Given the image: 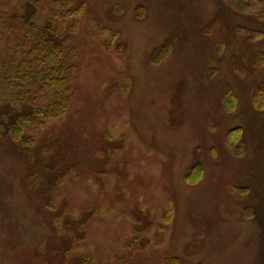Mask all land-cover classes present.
Segmentation results:
<instances>
[{"label": "rangeland", "instance_id": "374dc122", "mask_svg": "<svg viewBox=\"0 0 264 264\" xmlns=\"http://www.w3.org/2000/svg\"><path fill=\"white\" fill-rule=\"evenodd\" d=\"M234 1L0 0V110L66 99L0 130V264H264V19Z\"/></svg>", "mask_w": 264, "mask_h": 264}, {"label": "trees", "instance_id": "16d2710c", "mask_svg": "<svg viewBox=\"0 0 264 264\" xmlns=\"http://www.w3.org/2000/svg\"><path fill=\"white\" fill-rule=\"evenodd\" d=\"M57 4H62L60 2H58ZM233 5L237 8V10H241L244 11L246 13H253L255 14L256 17H258L259 19H264V0H236L233 2ZM243 30L248 31L249 33H251V35L255 36L259 33V31L257 30H249L245 27H240ZM52 29V28H50ZM67 30V29H66ZM62 30H58L56 28V32H51L50 30L43 29L39 32V44H38V48H41V45H46L48 46L47 48H49V52H47L46 55H44V53H42V56H35L33 58V60L38 63L39 65L42 66H47L45 69H49L51 71V73L47 74V76L42 75V76H37L35 73L33 74L34 76L29 79L28 85L29 86H33L36 84L37 88L38 87H42L43 89V93H52L54 94V92H57V87L54 86L53 87V82L54 81H61V79H59L57 76L55 77V71H54V67L53 66V61L55 60V50H59V47L61 46L60 40L56 39V37H60ZM67 32L69 33L70 30H67ZM64 34H62L63 36ZM65 38H62V44H64L65 42ZM28 51L31 50V47L28 46ZM35 52H40L38 50H34ZM31 55L28 54L25 56L26 58H29ZM257 59L260 60V66L264 65V46L261 48L260 51H258V54L256 55ZM15 58V57H14ZM21 62V59H20ZM64 62V61H63ZM44 63L46 65H44ZM21 67L23 69V72L25 74H28V64L27 63H23L21 62ZM63 70L65 71L66 75H64V81L69 83L70 82V72L71 69L69 68V66L64 62L63 63ZM40 66H39V73H41L42 70H40ZM11 70L13 71L14 68L11 67ZM49 71V72H50ZM31 75V73H30ZM9 77V76H8ZM37 79V81H36ZM55 83V82H54ZM4 84V83H3ZM53 87V88H52ZM36 88V89H37ZM52 88V89H51ZM35 89V90H36ZM40 92V89H38ZM40 93V94H43ZM257 98L254 100V102L256 103V105L260 108H262L264 106V96L262 94V92L259 90L256 94ZM8 101V100H6ZM223 101H224V108L227 110H232L234 109V106L236 105V101H237V97H236V92L234 91L233 88L228 87L223 95ZM31 102L29 100H24L23 102L21 101L20 103L17 104L16 108H12L9 105H6L7 107H3L2 111L0 110V120L2 121L0 123V130L3 129V131L5 130V134L8 136L10 135V138L12 137V140H15V138L13 137L14 132L17 129H20L21 125L20 123L22 122H26L23 120H27V121H31L34 119V117H38L40 118V120L46 119V117H48L50 114L56 112L57 110H59L62 106H65L66 103V99L62 98V95H60V98H48V108L46 109H42L41 108V104L39 103H32L31 105L28 103ZM240 128H233L232 129V133L229 135L228 137V141H229V146L230 149H233L235 151H238V146L235 145V141L237 139V133L239 132ZM1 132V131H0ZM17 144H20L21 146H25V143L22 140H17L16 139ZM28 146L31 145H26V147H24V149L27 151V148H29ZM40 168V167H39ZM43 170V168H42Z\"/></svg>", "mask_w": 264, "mask_h": 264}]
</instances>
